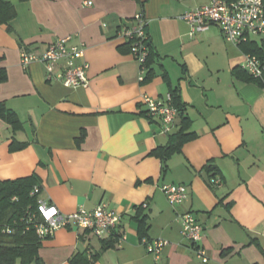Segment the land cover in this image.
Masks as SVG:
<instances>
[{"label": "crops", "instance_id": "0c3cea01", "mask_svg": "<svg viewBox=\"0 0 264 264\" xmlns=\"http://www.w3.org/2000/svg\"><path fill=\"white\" fill-rule=\"evenodd\" d=\"M7 1L16 16L11 30L0 24V68L7 74L0 102L21 125L13 129L0 117V180L34 173L38 200L63 213L106 203L121 214L117 241L76 225L40 238L41 263L264 264V90L243 67L244 46L262 41L235 45L218 25L191 36L182 15L211 0ZM137 12L148 19L155 50L146 81L121 34ZM68 36L85 48L78 62L89 63L87 86L48 82L41 61L22 66L23 47L41 53ZM172 89L183 111L170 133L186 118L195 137L166 160L163 173L153 151L168 144L170 133L161 132L143 97L164 100ZM214 175L220 184L211 182ZM180 182L189 196L172 206L162 186ZM185 211L204 227L207 262L182 234ZM156 238L169 241L159 260L144 242Z\"/></svg>", "mask_w": 264, "mask_h": 264}, {"label": "built area", "instance_id": "2783aa9c", "mask_svg": "<svg viewBox=\"0 0 264 264\" xmlns=\"http://www.w3.org/2000/svg\"><path fill=\"white\" fill-rule=\"evenodd\" d=\"M92 0H87V5H92ZM182 18L191 26L190 35L196 32L206 31L212 25H218L226 41L239 45L252 38H259L264 44V0H211L208 4L187 11ZM148 19L143 12H137L133 17V24L123 27L121 34L131 41L130 53L137 59L141 66L140 80L144 81L147 68L146 58L149 54V39L147 26ZM71 37L59 38L51 42L41 53L29 51L25 47L21 50V64L29 67L33 61H41L46 69L48 82H61L67 87L77 88L88 85L89 63L84 60L85 48L82 45L71 44ZM243 67L259 82L264 90V58L251 53L245 54ZM147 104V113L151 117H157L161 122V132L170 133L179 113V109L172 103V95L168 93L166 98L143 97ZM213 184H220L221 179L213 177ZM41 191L39 185H35L31 195H38ZM168 202L172 206L184 203L189 196L188 187L185 184L169 183L162 186ZM146 206V204H144ZM182 224L183 236L196 245L197 254L204 262L208 261L206 251L200 247L203 239L204 227L191 211H185L179 216ZM29 226L36 230L41 239L52 237L56 230L63 227L79 226L89 230L97 237L113 235L121 222V214L110 209L106 203H101L88 210L79 207L75 212L63 213L56 205L47 201L38 200L34 211L29 212ZM14 229H8L12 232ZM125 238L123 234L120 236ZM147 250L159 260L164 247L168 244L165 238L145 239Z\"/></svg>", "mask_w": 264, "mask_h": 264}, {"label": "trees", "instance_id": "16d2710c", "mask_svg": "<svg viewBox=\"0 0 264 264\" xmlns=\"http://www.w3.org/2000/svg\"><path fill=\"white\" fill-rule=\"evenodd\" d=\"M231 2L234 0H223ZM16 8L13 3L7 0H0V24H7L9 30L10 21L16 16ZM149 46V54L146 58L145 66L147 68L145 80L153 73L152 61L155 56V50L150 38L146 40ZM128 50L131 49V41L126 43ZM245 52L256 54L264 58V46L245 45ZM7 74L4 68H0V86L6 80ZM251 79H254L251 77ZM255 80V79H254ZM172 103L183 111V104L180 101L178 89L170 91ZM183 116V115H182ZM0 117L4 118L13 129H17L21 123L15 113L6 108L5 103L0 102ZM184 117V116H183ZM82 135L81 139L83 138ZM169 142L166 146L158 147L153 154L162 159V172L166 171V160L175 152L180 151L183 145L192 140L195 134L189 131L188 122L183 118L182 126L176 133L169 134ZM25 146L24 143L13 144L11 148L17 149ZM208 170H212L211 165H207ZM213 177H216L215 175ZM38 183L36 175L13 179L0 180V264H42L39 257V248L41 240L36 233L35 228L28 227V216L30 211H34L38 203V195H31L34 186ZM143 220V219H142ZM8 229H14L8 232ZM118 235H112V241H117ZM107 246H112L107 245ZM89 264V262H87Z\"/></svg>", "mask_w": 264, "mask_h": 264}]
</instances>
